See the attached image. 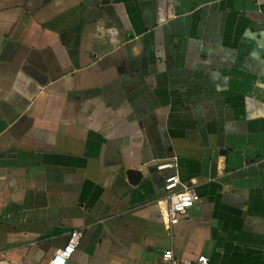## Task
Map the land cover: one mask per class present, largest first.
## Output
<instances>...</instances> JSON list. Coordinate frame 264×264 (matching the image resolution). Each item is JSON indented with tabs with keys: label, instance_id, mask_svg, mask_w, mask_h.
I'll return each instance as SVG.
<instances>
[{
	"label": "crops",
	"instance_id": "crops-1",
	"mask_svg": "<svg viewBox=\"0 0 264 264\" xmlns=\"http://www.w3.org/2000/svg\"><path fill=\"white\" fill-rule=\"evenodd\" d=\"M73 229L67 264H264V0H0V264Z\"/></svg>",
	"mask_w": 264,
	"mask_h": 264
},
{
	"label": "built area",
	"instance_id": "built-area-1",
	"mask_svg": "<svg viewBox=\"0 0 264 264\" xmlns=\"http://www.w3.org/2000/svg\"><path fill=\"white\" fill-rule=\"evenodd\" d=\"M170 164L160 165L159 168ZM166 197L168 202V219L173 221L188 208L200 200V196L194 186L185 184L178 174L168 177L165 181ZM84 237L82 229H73L69 232L66 244L57 249L51 256L49 264H67L80 247ZM169 264H211L207 255L201 254L192 259H178L173 250H167L164 254Z\"/></svg>",
	"mask_w": 264,
	"mask_h": 264
},
{
	"label": "water",
	"instance_id": "water-1",
	"mask_svg": "<svg viewBox=\"0 0 264 264\" xmlns=\"http://www.w3.org/2000/svg\"><path fill=\"white\" fill-rule=\"evenodd\" d=\"M165 184V183H164Z\"/></svg>",
	"mask_w": 264,
	"mask_h": 264
}]
</instances>
